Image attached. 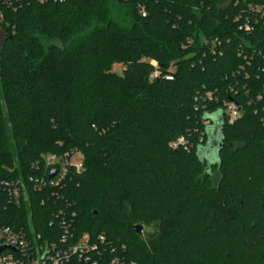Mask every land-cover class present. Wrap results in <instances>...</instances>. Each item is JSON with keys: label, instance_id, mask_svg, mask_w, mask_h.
Returning a JSON list of instances; mask_svg holds the SVG:
<instances>
[{"label": "trees", "instance_id": "1", "mask_svg": "<svg viewBox=\"0 0 264 264\" xmlns=\"http://www.w3.org/2000/svg\"><path fill=\"white\" fill-rule=\"evenodd\" d=\"M257 7L264 0H0V180H24L30 196L16 204L0 190V225L59 244L63 208L69 235H89L107 263L264 264ZM74 150L84 170L64 188L33 189L29 179L49 173L35 165L42 155Z\"/></svg>", "mask_w": 264, "mask_h": 264}, {"label": "built area", "instance_id": "2", "mask_svg": "<svg viewBox=\"0 0 264 264\" xmlns=\"http://www.w3.org/2000/svg\"><path fill=\"white\" fill-rule=\"evenodd\" d=\"M3 3L11 6V0H3ZM256 9L258 13L264 14L261 7ZM140 11L145 15L146 11L143 6L140 7ZM3 16L4 13L0 10V20L3 19ZM252 28L248 20L240 24L241 30L249 32ZM226 111L229 123H234L240 116L239 108L235 103H230ZM184 142V138L180 137L177 144H184ZM83 160L84 156L79 150L68 152L63 157L55 154L42 155L41 162H36L35 165H41L44 171H49L48 176L30 178L28 182L37 191L46 188L53 190L64 188L70 171L84 170ZM54 168L57 169V173L54 177L49 178L50 172ZM0 190L5 191L10 200L16 204L30 201L28 183L22 179L0 180ZM58 212V217H61V222L66 230L59 244L41 242V236L36 234L33 226H30V230H26L23 227L15 229L0 225V246H5L0 251V264H73V259H76L79 264H113L117 261L115 257L107 263L98 242L91 241L89 235L86 234L77 239H74L73 235H69V228L72 227L73 220L67 219L63 208H60ZM72 215L74 216V214ZM99 238L101 239L102 236Z\"/></svg>", "mask_w": 264, "mask_h": 264}, {"label": "water", "instance_id": "3", "mask_svg": "<svg viewBox=\"0 0 264 264\" xmlns=\"http://www.w3.org/2000/svg\"><path fill=\"white\" fill-rule=\"evenodd\" d=\"M221 146V128L219 125H215L212 128H210L209 132V143L208 148L213 151V153L217 154V150ZM57 169L54 168L51 170L49 178H52L56 175ZM136 231L138 233H141L143 231V227L141 225L136 226ZM5 248V246H0V251H2Z\"/></svg>", "mask_w": 264, "mask_h": 264}, {"label": "rangeland", "instance_id": "4", "mask_svg": "<svg viewBox=\"0 0 264 264\" xmlns=\"http://www.w3.org/2000/svg\"><path fill=\"white\" fill-rule=\"evenodd\" d=\"M114 18L125 28L129 29L130 27V20L129 17L127 15V9L125 7H121L119 4L116 5L115 7V12H114ZM5 40V34L4 32L0 29V51L2 49L3 43ZM43 42L45 43V45H48L51 43V41H49L46 38H43ZM115 70L117 71H121L122 66L119 64L115 65Z\"/></svg>", "mask_w": 264, "mask_h": 264}]
</instances>
